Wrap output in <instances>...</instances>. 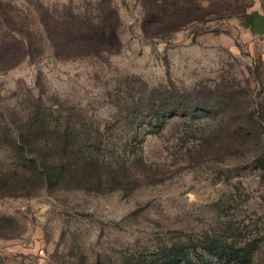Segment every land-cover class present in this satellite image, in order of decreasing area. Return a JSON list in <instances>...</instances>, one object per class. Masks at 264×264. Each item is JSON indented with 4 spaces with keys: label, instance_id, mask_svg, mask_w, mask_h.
Masks as SVG:
<instances>
[{
    "label": "rangeland",
    "instance_id": "rangeland-1",
    "mask_svg": "<svg viewBox=\"0 0 264 264\" xmlns=\"http://www.w3.org/2000/svg\"><path fill=\"white\" fill-rule=\"evenodd\" d=\"M143 1L0 0V52L24 54L0 70V159L12 165L7 143L29 111L76 127L75 149L94 158L64 186L0 195V264H264L263 148L213 149L206 139L225 134L202 113L154 122L161 92L206 84L264 114V30L253 26L264 0H157L150 38ZM81 24L96 45L58 44L78 41ZM109 24L120 38L110 52L99 45Z\"/></svg>",
    "mask_w": 264,
    "mask_h": 264
},
{
    "label": "trees",
    "instance_id": "trees-1",
    "mask_svg": "<svg viewBox=\"0 0 264 264\" xmlns=\"http://www.w3.org/2000/svg\"><path fill=\"white\" fill-rule=\"evenodd\" d=\"M143 6L148 11L143 24V33L146 37H154L152 34L153 28L159 26L160 15L158 13L157 0H144ZM0 14L5 19L6 12L2 10L0 6ZM180 16L181 13L178 12ZM11 26L9 21H6ZM118 24V19H117ZM109 24L103 26L102 32H107L110 36L103 38V41L99 43L102 50L113 51L118 50L120 47V38L118 34V25ZM184 26V23L173 26V30H178ZM78 30L79 40L71 39L68 36L62 37L58 44L62 45L66 49H73L76 45L87 48L88 46L96 45L93 41H90L85 37L89 27L84 25L73 26ZM20 48L23 49V53L26 52V45L24 42H19ZM55 44V43H54ZM5 43L0 42V49H4ZM8 53L0 52V70L8 69L18 64L23 58L24 54L20 57L15 55L7 56ZM7 58V59H6ZM5 60V61H4ZM5 63V64H4ZM225 81V79H223ZM224 88H226L224 86ZM168 90L166 86H159L153 89V92L161 90ZM196 93L189 97H180L190 99L191 103L184 105L179 102V98L169 91L161 92L163 96L157 97L158 107H156V113L154 115L155 123H165L167 119L173 117H185L191 113L192 116L202 113L203 115L211 116V118H217L218 126L225 135H212L207 138L209 146L213 149L224 146L226 140L228 145L236 146H257L261 149L260 158L257 160L259 163L264 162V136H262V130H264V114L259 117L256 112L250 110V106L240 108L238 105L241 102H233L235 98L230 91L219 90L216 87L210 85H198L195 90ZM216 97V101L214 99ZM230 100H229V99ZM153 101H156L153 99ZM260 104V103H259ZM160 107H162L160 111ZM148 108L147 115L153 114V106L145 105L143 107ZM228 110L236 112H242L244 115L235 117L232 113H225ZM220 111V112H219ZM208 113V114H206ZM21 115L19 119V125L13 130L10 135V141L7 145L9 150L7 151L6 159L12 160L10 167L6 166V161L0 159V195H18L21 191L30 188L31 186H42L48 188L51 185L59 184L64 186L67 182H72L78 179L80 167L87 165L94 161L93 155L86 153L83 149L77 150L75 147H80L81 139L79 130L73 128L71 133L68 129L63 127L62 123L57 124L55 129L51 126L50 121L44 117V114L38 116V113L29 111L27 115ZM147 117V116H145ZM151 126L153 123L147 122L146 125ZM155 125V124H154ZM154 127V126H153ZM225 130V131H224ZM261 130V131H260ZM80 139V140H79ZM73 140V141H71ZM233 142V144L231 143ZM251 144V145H250ZM254 144V145H252ZM98 160V159H96ZM125 161L123 163V166ZM121 171V170H119ZM84 183H88L96 179V177L85 174ZM115 183L122 184L120 180H126L128 175L125 173L116 172ZM119 178V179H118ZM119 180V181H118ZM209 236V235H208ZM204 243H213V239L205 237ZM183 248L190 249V244L182 246Z\"/></svg>",
    "mask_w": 264,
    "mask_h": 264
},
{
    "label": "water",
    "instance_id": "water-1",
    "mask_svg": "<svg viewBox=\"0 0 264 264\" xmlns=\"http://www.w3.org/2000/svg\"><path fill=\"white\" fill-rule=\"evenodd\" d=\"M253 26L256 32L264 30V17L260 14H254Z\"/></svg>",
    "mask_w": 264,
    "mask_h": 264
}]
</instances>
